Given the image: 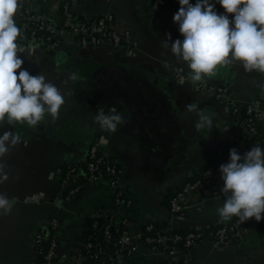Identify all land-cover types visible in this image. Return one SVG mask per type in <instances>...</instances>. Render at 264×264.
<instances>
[{
	"label": "crops",
	"instance_id": "obj_1",
	"mask_svg": "<svg viewBox=\"0 0 264 264\" xmlns=\"http://www.w3.org/2000/svg\"><path fill=\"white\" fill-rule=\"evenodd\" d=\"M26 2L36 15L57 24L63 21L64 4L86 19L111 15L119 32H131L134 48L82 46L75 34L65 33L59 36L61 51L43 46L34 55L19 53L22 67L55 83L65 103L57 119L46 116L36 127L4 121L0 128V133L12 129L27 141L5 157L9 179L0 185V192L15 198V203L11 214L0 215V264H37L41 255L37 233L59 214V255L52 264H76L74 254L80 250L88 219L101 209H111L115 190L108 180H100L69 194L72 182L66 181L62 167H83L98 140L122 170L130 205L116 210V216L128 217L130 235L148 221L205 232L224 222L217 212L224 196L203 187L186 196L178 220L169 208V199L205 167V172L211 171L209 167L220 169L228 162L234 143L242 155L252 148L241 116L213 93L197 91L188 76L190 69L164 47L168 33L172 40L183 38L173 20L178 0L158 5L155 0H19L16 20ZM216 7L219 12L221 6ZM73 73L76 79H69ZM181 76L183 85L178 83ZM201 82L229 87L242 106L255 99L264 101V74L247 72L238 62L218 65ZM192 102L213 116L211 130L194 127L198 116L186 111ZM113 106L124 117L123 123L115 131L101 130L94 116L98 109L107 112ZM258 133L264 135V119ZM176 259L189 264H264V227L251 228L240 243L223 246L206 234L175 256L154 252L137 241L134 253L120 256L117 264H172Z\"/></svg>",
	"mask_w": 264,
	"mask_h": 264
},
{
	"label": "clouds",
	"instance_id": "obj_2",
	"mask_svg": "<svg viewBox=\"0 0 264 264\" xmlns=\"http://www.w3.org/2000/svg\"><path fill=\"white\" fill-rule=\"evenodd\" d=\"M173 15L182 39L172 40L171 33L164 47L190 69V82H201L215 73L218 65L238 62L247 72L264 74V0H178ZM217 4L223 12L217 11ZM19 0H0V128L26 123L36 127L46 116L57 119L65 96L44 74L33 75L23 68L19 53L34 55L38 45L27 48L18 43L21 29L16 22ZM19 70V71H17ZM69 79H76L70 74ZM181 76L178 83L183 85ZM186 111L198 116L194 127L211 130L212 115L198 108L197 102L186 105ZM124 117L115 106L109 111L97 110L94 123L101 130L115 131ZM103 140V138H102ZM103 142H107L104 140ZM27 141L15 131L0 133V185L9 179L5 157L11 149ZM224 196L217 212L221 220L233 216L241 222L254 218L264 220V148L255 145L243 155L233 147L229 161L220 165ZM54 174L49 173V179ZM15 198L0 192V215L13 211Z\"/></svg>",
	"mask_w": 264,
	"mask_h": 264
},
{
	"label": "built area",
	"instance_id": "obj_3",
	"mask_svg": "<svg viewBox=\"0 0 264 264\" xmlns=\"http://www.w3.org/2000/svg\"><path fill=\"white\" fill-rule=\"evenodd\" d=\"M155 3L158 5L159 3H163V0H155ZM25 5H23L24 7L16 20L18 23L21 22L22 26V35L21 38H18V43L22 47L27 48L33 44L38 45V47H43L44 44L60 47L59 36L65 33H73L77 36L82 46H102L109 44L126 49L134 48L131 32L128 30L119 32L114 25V18L111 15L96 19H86L75 14L69 5L64 4L62 6L63 21L61 24H57L49 21L45 17L36 15L31 5L27 4V2ZM223 11V8H221L219 12ZM195 89L199 92L209 91L213 93L218 99L228 105L233 114L238 117L241 116V126L243 130L250 134V144L252 147L264 144V137L262 139L258 138V124L264 119V103L261 100L255 99L244 105V107L237 103L227 86L209 85L200 82L195 84ZM242 108H245L244 116ZM242 117L244 118L242 119ZM215 173L217 174L216 176H214ZM215 173L206 171L203 180L197 179L193 182H187L183 186V189L173 198L171 211L176 215L184 214L186 196L199 190L200 187L210 191L215 196H223L221 192L223 181L221 179L220 169ZM122 175V170L118 163L101 149V143L98 140L91 146L84 166H69L65 177L66 181L69 182H72V179L76 177V179L82 177L89 184L107 179L110 182V186L115 190V195H117L116 201L119 205L118 209H121V207L130 205V202L125 197ZM116 213L117 211H115V216ZM105 216L107 214L103 212L101 214L97 213L94 217ZM115 219L116 223H113L123 224L128 228V217L117 219L116 216ZM111 221L107 224L105 230L107 237L106 244L120 243L121 251H123L122 255H131L134 253L136 245L134 240L144 242L154 252L167 253L175 256L184 251L181 246L189 250L201 241L206 234L213 238L218 245L223 246L230 243H240L244 240L245 234L251 228L264 227V220L257 222L254 218H251L248 221L241 222L238 218L233 223H225V225L216 231H210L208 233L202 229H197L186 235L179 233H158L156 236L147 235L144 237L142 229L133 235H130L128 229L120 235H112ZM61 226L62 222L60 219L54 216L50 219L48 225L42 227L37 233L36 245L40 248V251L47 249L44 257L48 263H52L59 255L60 244L57 235ZM155 230L153 224H150L146 228L148 232ZM87 248L88 251H79L77 254H74L76 264H83L84 260L88 258L96 259L98 264H115L116 259L106 254L104 246H98L97 252L94 253L92 252L95 249L93 242H89ZM172 264H189V262L188 260L176 259Z\"/></svg>",
	"mask_w": 264,
	"mask_h": 264
},
{
	"label": "trees",
	"instance_id": "obj_4",
	"mask_svg": "<svg viewBox=\"0 0 264 264\" xmlns=\"http://www.w3.org/2000/svg\"><path fill=\"white\" fill-rule=\"evenodd\" d=\"M24 6H26V5H24ZM221 8L222 7L219 8V11H220ZM17 24L20 27V29L22 30L21 22H19V23L17 22ZM261 101L264 103V101L262 99H261ZM242 110H243V116H244L245 108H242ZM243 118L244 117H242V119ZM263 137H264V135H259L258 136L259 139H262ZM259 146L260 147H264V144H261ZM233 147H235L238 151H240L239 150V145H237L236 143H234L231 148H233ZM225 160H229V153H228V155H227ZM209 168H211V171L214 172V173L217 170H219V167L216 166V165H214L212 167H209ZM62 169L64 171L63 172V176L65 177L66 173H67V170H69V166L65 165L64 167H62ZM205 170H206V167H205V169L203 170V172L201 174L193 177L189 182L196 181L197 179L203 180ZM104 180H107V179H104ZM88 185H89V183H87V180L83 179L82 177H80L78 179H72V185L68 189L69 194H70V191H72L76 187L79 190V189H81V188H83L85 186H88ZM182 189H183V187H181L173 195V197L171 199H169V208H170V210H171V202H172L173 198ZM68 191H67V193H68ZM116 197H117V195H115V199H114L113 206L111 207V209H109V210L101 209L98 212L100 214L105 212L107 214V216H105V217H90L88 219L87 224H86L85 228L83 229V231L81 233V236H80L81 246L79 248L80 249L79 251H88L87 244L89 242H93L95 249H93L92 252L94 253V252H97L98 246L99 247L104 246L106 254H108V255H110V256H112V257H114L116 259L115 260V264L118 263L119 257L122 256L123 251H121L120 243H118V244L112 243V244H109V245L106 244L107 237L105 235V230H106L107 224L113 219V221H111V224H112L111 225L112 235H120V234H122V232H124L125 230L128 229L123 224H115L116 223L115 222V220H116L115 219V217H116L115 216V211L119 208V205L117 204V201H116ZM173 215L175 217V220H178L179 217H181L183 214L176 215V214L173 213ZM237 219H238V217L235 216L234 218H231L230 220H227V221H224L222 223H218V224L212 225L211 227L207 228L206 233H208L210 231H216L218 228H220L221 226L225 225V223L231 224ZM113 222H115V223H113ZM150 224H153L155 226V229H156L155 231H153V232L146 231L147 226H149ZM196 230L197 229H190V230L176 229V228L169 227V224L167 222L159 223V222H156V221H148L142 227V232L144 234V237L147 236V235L156 236V235H158V233H168V234L179 233V234H182V235H186L187 233H189L191 231H196ZM58 235H57V238H58ZM137 241L138 240H134V243L136 244ZM181 247L183 248V250H186V248H184L183 246H181ZM46 250L47 249H44V250L41 251V255L39 256L37 264H52V263H48L46 261L45 257H44ZM75 254H77V252ZM83 264H98V263H97L96 259L88 258V259L84 260Z\"/></svg>",
	"mask_w": 264,
	"mask_h": 264
},
{
	"label": "water",
	"instance_id": "obj_5",
	"mask_svg": "<svg viewBox=\"0 0 264 264\" xmlns=\"http://www.w3.org/2000/svg\"><path fill=\"white\" fill-rule=\"evenodd\" d=\"M45 46H46V47H49L50 49H54V50H56V51H61V50L64 49V48L61 47V46H60V47H57V46L55 47L54 45L44 44V47H45ZM58 218L61 219V218H62V214H59V215H58ZM47 225H48V224H47Z\"/></svg>",
	"mask_w": 264,
	"mask_h": 264
},
{
	"label": "flooded vegetation",
	"instance_id": "obj_6",
	"mask_svg": "<svg viewBox=\"0 0 264 264\" xmlns=\"http://www.w3.org/2000/svg\"><path fill=\"white\" fill-rule=\"evenodd\" d=\"M67 81H69V80H67Z\"/></svg>",
	"mask_w": 264,
	"mask_h": 264
}]
</instances>
